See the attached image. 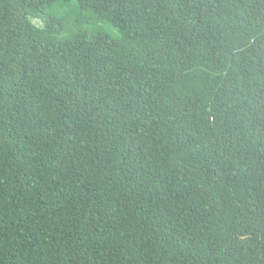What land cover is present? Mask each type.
Here are the masks:
<instances>
[{
	"label": "trees",
	"instance_id": "obj_1",
	"mask_svg": "<svg viewBox=\"0 0 264 264\" xmlns=\"http://www.w3.org/2000/svg\"><path fill=\"white\" fill-rule=\"evenodd\" d=\"M0 264H264V0H0Z\"/></svg>",
	"mask_w": 264,
	"mask_h": 264
},
{
	"label": "clouds",
	"instance_id": "obj_2",
	"mask_svg": "<svg viewBox=\"0 0 264 264\" xmlns=\"http://www.w3.org/2000/svg\"><path fill=\"white\" fill-rule=\"evenodd\" d=\"M99 16L104 21L111 22V21H115V20H118V19L124 17L125 16V12L123 11V6L119 5V6H116V7L112 8L111 10H108L107 12H105L103 14H100ZM107 27L116 28V27H114V26H112L110 24H107ZM174 48H177V45Z\"/></svg>",
	"mask_w": 264,
	"mask_h": 264
}]
</instances>
